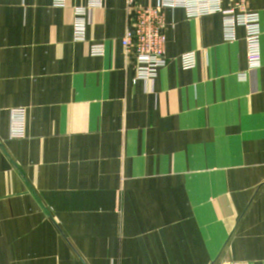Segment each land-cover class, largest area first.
<instances>
[{
    "label": "crops",
    "instance_id": "0c3cea01",
    "mask_svg": "<svg viewBox=\"0 0 264 264\" xmlns=\"http://www.w3.org/2000/svg\"><path fill=\"white\" fill-rule=\"evenodd\" d=\"M128 2L103 0L74 42L88 0H0V264H264V34L248 71L244 29L225 42L220 15L166 9L168 65L136 82Z\"/></svg>",
    "mask_w": 264,
    "mask_h": 264
},
{
    "label": "built area",
    "instance_id": "2783aa9c",
    "mask_svg": "<svg viewBox=\"0 0 264 264\" xmlns=\"http://www.w3.org/2000/svg\"><path fill=\"white\" fill-rule=\"evenodd\" d=\"M89 5L75 9L73 41L85 42L90 22V11L101 8L103 0H88ZM248 0H233L232 7L224 9L223 0H159L156 7H134L128 2L130 21L122 40L124 54L131 60L135 70V81L153 82L161 69L168 65L164 11L183 9L187 18H201L220 15L222 17L223 39L225 42L237 40V30L244 29L246 35L248 71L262 67L261 40L264 34V12H250ZM55 7L64 8L66 0H53ZM90 54L102 57L105 48L101 44L92 45ZM182 70H193L197 66L195 52L183 54L179 58ZM239 82L248 80V72L237 75ZM26 110L13 109L10 112V139L23 140L26 135Z\"/></svg>",
    "mask_w": 264,
    "mask_h": 264
}]
</instances>
